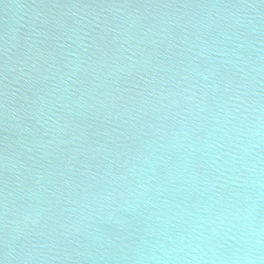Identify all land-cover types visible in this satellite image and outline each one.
I'll return each instance as SVG.
<instances>
[{
    "label": "water",
    "instance_id": "obj_1",
    "mask_svg": "<svg viewBox=\"0 0 264 264\" xmlns=\"http://www.w3.org/2000/svg\"><path fill=\"white\" fill-rule=\"evenodd\" d=\"M0 264H264V0H0Z\"/></svg>",
    "mask_w": 264,
    "mask_h": 264
},
{
    "label": "clouds",
    "instance_id": "obj_2",
    "mask_svg": "<svg viewBox=\"0 0 264 264\" xmlns=\"http://www.w3.org/2000/svg\"><path fill=\"white\" fill-rule=\"evenodd\" d=\"M248 220H249V226L251 227V226L255 223L254 218H253V217H248ZM255 234H256V233H255V229H254V228H253L252 231L248 234V236H249V241H248V246H249V248H251V246H252V240H251V238L254 237Z\"/></svg>",
    "mask_w": 264,
    "mask_h": 264
}]
</instances>
